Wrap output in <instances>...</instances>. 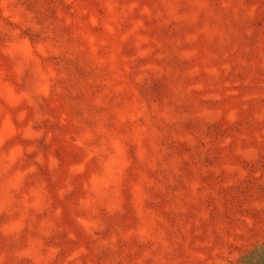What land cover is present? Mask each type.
Returning a JSON list of instances; mask_svg holds the SVG:
<instances>
[{
	"label": "rangeland",
	"instance_id": "374dc122",
	"mask_svg": "<svg viewBox=\"0 0 264 264\" xmlns=\"http://www.w3.org/2000/svg\"><path fill=\"white\" fill-rule=\"evenodd\" d=\"M262 250L264 0H0V264Z\"/></svg>",
	"mask_w": 264,
	"mask_h": 264
},
{
	"label": "trees",
	"instance_id": "16d2710c",
	"mask_svg": "<svg viewBox=\"0 0 264 264\" xmlns=\"http://www.w3.org/2000/svg\"><path fill=\"white\" fill-rule=\"evenodd\" d=\"M237 264H264V250L256 252L246 260H243Z\"/></svg>",
	"mask_w": 264,
	"mask_h": 264
}]
</instances>
